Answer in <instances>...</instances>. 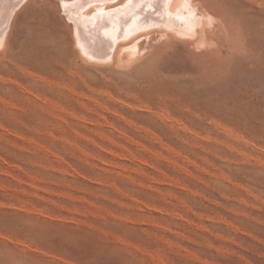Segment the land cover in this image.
<instances>
[{
  "label": "rangeland",
  "instance_id": "1",
  "mask_svg": "<svg viewBox=\"0 0 264 264\" xmlns=\"http://www.w3.org/2000/svg\"><path fill=\"white\" fill-rule=\"evenodd\" d=\"M3 1L0 264H264V0H196L218 61L177 44L125 71L79 56L80 0Z\"/></svg>",
  "mask_w": 264,
  "mask_h": 264
},
{
  "label": "bare ground",
  "instance_id": "2",
  "mask_svg": "<svg viewBox=\"0 0 264 264\" xmlns=\"http://www.w3.org/2000/svg\"><path fill=\"white\" fill-rule=\"evenodd\" d=\"M52 1L65 4L70 0ZM74 1L75 0H72L70 2ZM80 1L81 4L79 8H68V4L65 5L68 9L66 15H68L69 21H72V24H69L70 27L67 24V28L70 30V33L73 36V39L75 41V43H73L74 45L76 44V51L78 52L79 56L83 59V61L96 65L114 67L113 69L116 68L122 71L129 70L131 67H135L141 62H143L142 64H144L145 61H149L157 57V55H160L161 51H163L164 49L177 44L185 45V47H188L190 51H192L194 54H197L198 56L203 55L215 60L214 57L218 55V44L222 42L225 37H227L226 28H220L221 26L225 25L224 23H222L221 25V21L223 20L219 18L215 19L209 13H206V9L205 12H202V10L204 9L201 8V10L200 7L195 8L196 0ZM3 2L4 1L2 0L1 3L3 4ZM18 2L19 0H12L10 5L8 6V12L12 9L14 10V8L17 7L16 5ZM200 2L206 3L205 0H201ZM78 3H76L75 1V4ZM4 7L6 6L4 5ZM63 9L65 10L64 7ZM0 11L2 12L3 10ZM212 15H214V13H212ZM7 17L8 15L6 14L4 16V19L6 20ZM203 18H205L208 23L207 27H205L202 23ZM188 19H191L192 22H190ZM215 20H221L220 22L217 21L221 25L220 27L218 26L219 24H217V22L215 24ZM5 22L7 23V21ZM106 94L108 95L107 97H110L111 99L113 98L108 92ZM114 100L115 103L118 101H116V99H113V101ZM93 102L96 109L100 110L101 113H98L96 119L92 120L90 124H94L97 127L106 128L109 132H116L114 124L108 121V118L106 117L107 115H104V111L105 114L109 111L108 107L97 100ZM52 105L59 109V111L67 110L65 107H62L59 104L57 105L52 103ZM68 113L71 112L67 111V114ZM72 117H76L75 119H77L78 121L84 123L86 122V119L83 116L72 114ZM166 118L170 119L168 114L166 115ZM171 121L176 123L178 126L180 125L182 129H187L178 120L173 119ZM145 132L147 133V131ZM120 135H123L125 138V135L123 133H121ZM150 135L156 138L154 134ZM132 142L133 141H131V143ZM142 149L144 148L142 147ZM154 154L157 155L156 153ZM123 158L132 160L134 162L138 161V159H136L134 155L129 152H127V154L124 155Z\"/></svg>",
  "mask_w": 264,
  "mask_h": 264
}]
</instances>
